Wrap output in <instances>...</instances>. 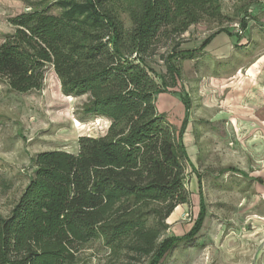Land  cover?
Listing matches in <instances>:
<instances>
[{
	"label": "trees",
	"instance_id": "1",
	"mask_svg": "<svg viewBox=\"0 0 264 264\" xmlns=\"http://www.w3.org/2000/svg\"><path fill=\"white\" fill-rule=\"evenodd\" d=\"M43 3L41 2L40 5ZM60 10L54 14L50 6ZM10 19L14 31L0 45V80L14 91L40 90L51 66L62 92L86 96L82 112L110 121L98 137L81 136L79 151H42L7 216L0 213V264H83L87 245L101 241L115 264H164L195 239L203 211L182 236H167L168 218L188 204V155L183 128L159 112L158 94L181 79L177 61L192 25L221 24L222 0H53ZM244 30L247 19L240 20ZM238 35V34H237ZM160 57L158 73L151 60Z\"/></svg>",
	"mask_w": 264,
	"mask_h": 264
},
{
	"label": "rangeland",
	"instance_id": "2",
	"mask_svg": "<svg viewBox=\"0 0 264 264\" xmlns=\"http://www.w3.org/2000/svg\"><path fill=\"white\" fill-rule=\"evenodd\" d=\"M49 1L53 0H0V45L14 31L11 18ZM222 7L227 18L221 24L203 21L176 40L182 46H193L220 27L237 35L234 24L242 18L253 24L264 9V0H222ZM50 12L60 10L51 5ZM174 43L169 41L152 58L158 73L166 72L160 55L169 53ZM177 65L181 79L169 92L158 94L156 105L169 122L183 128L190 201L168 218L170 228L163 238L189 232L200 211L204 219L195 239L180 243L164 264H264V199L254 176L264 159V130L229 113L222 98L216 97L212 80L196 73L195 60H179ZM86 99L65 95L51 66L40 90L20 93L0 80L2 215L10 213L28 184L35 154L51 150L77 153L81 136L107 132V118L83 114ZM108 254L101 241L92 242L82 253L83 264H115ZM148 261L143 258L137 264Z\"/></svg>",
	"mask_w": 264,
	"mask_h": 264
},
{
	"label": "crops",
	"instance_id": "3",
	"mask_svg": "<svg viewBox=\"0 0 264 264\" xmlns=\"http://www.w3.org/2000/svg\"><path fill=\"white\" fill-rule=\"evenodd\" d=\"M209 36L193 46L184 44L180 48L199 49ZM192 60L198 67L196 73H205L212 80L216 97L222 98L236 120L241 118L264 130V9L253 24H247L243 36L218 33ZM261 163L254 176L264 199V159Z\"/></svg>",
	"mask_w": 264,
	"mask_h": 264
},
{
	"label": "built area",
	"instance_id": "4",
	"mask_svg": "<svg viewBox=\"0 0 264 264\" xmlns=\"http://www.w3.org/2000/svg\"><path fill=\"white\" fill-rule=\"evenodd\" d=\"M247 19V18H246ZM234 27H236L237 28V34H239V35H242L243 33H244V29L242 28V26H241V22L239 21L238 23H235L234 24Z\"/></svg>",
	"mask_w": 264,
	"mask_h": 264
},
{
	"label": "bare ground",
	"instance_id": "5",
	"mask_svg": "<svg viewBox=\"0 0 264 264\" xmlns=\"http://www.w3.org/2000/svg\"><path fill=\"white\" fill-rule=\"evenodd\" d=\"M79 125V124H78Z\"/></svg>",
	"mask_w": 264,
	"mask_h": 264
}]
</instances>
